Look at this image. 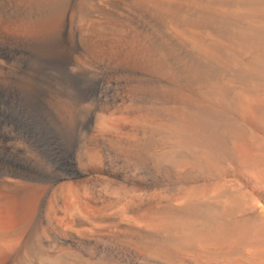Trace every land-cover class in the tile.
<instances>
[{
	"label": "bare ground",
	"instance_id": "obj_1",
	"mask_svg": "<svg viewBox=\"0 0 264 264\" xmlns=\"http://www.w3.org/2000/svg\"><path fill=\"white\" fill-rule=\"evenodd\" d=\"M0 92L73 146L4 148L0 264H263L264 0H0Z\"/></svg>",
	"mask_w": 264,
	"mask_h": 264
},
{
	"label": "rangeland",
	"instance_id": "obj_2",
	"mask_svg": "<svg viewBox=\"0 0 264 264\" xmlns=\"http://www.w3.org/2000/svg\"><path fill=\"white\" fill-rule=\"evenodd\" d=\"M54 66L63 73L67 72L66 64L63 61L54 63ZM78 83L81 84V82ZM246 129L233 142L232 148H235L240 156H244L250 149L262 148L261 155L263 154L264 159V123L257 126L250 124ZM0 143V164L8 161V153L4 148H17L15 157L17 159L22 154H32L33 148L73 147L72 142H69L49 119L43 103L38 98L19 93L8 95L4 92H0ZM33 200L34 194L29 192L21 200L14 201L11 207V216L20 218L29 215L32 211Z\"/></svg>",
	"mask_w": 264,
	"mask_h": 264
}]
</instances>
